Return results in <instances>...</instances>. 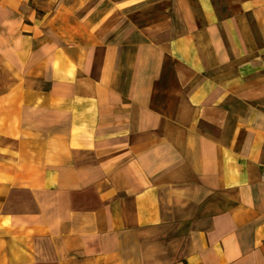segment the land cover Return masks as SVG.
Here are the masks:
<instances>
[{
  "label": "crops",
  "instance_id": "1",
  "mask_svg": "<svg viewBox=\"0 0 264 264\" xmlns=\"http://www.w3.org/2000/svg\"><path fill=\"white\" fill-rule=\"evenodd\" d=\"M0 264H264V0H0Z\"/></svg>",
  "mask_w": 264,
  "mask_h": 264
}]
</instances>
